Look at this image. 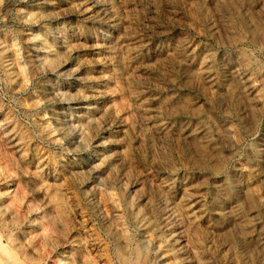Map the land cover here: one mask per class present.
Masks as SVG:
<instances>
[{
	"label": "rangeland",
	"instance_id": "obj_1",
	"mask_svg": "<svg viewBox=\"0 0 264 264\" xmlns=\"http://www.w3.org/2000/svg\"><path fill=\"white\" fill-rule=\"evenodd\" d=\"M61 2L0 0V264H176L161 252L169 231L150 201L157 193L176 198L181 184L199 197L205 220L248 250L247 261L232 245V264H254L256 234L264 233V177L257 176L264 171V0H159L155 13L133 23L134 33L160 36L147 54L153 70L145 91L177 126L162 143L139 128L126 83L98 54L96 28L87 39L77 22L82 50L59 67L64 52L54 53L50 29L63 28L67 52L76 43L69 22L83 15L44 17L60 13ZM204 58L213 89L203 80ZM226 66L243 73L246 95L223 77ZM87 106L101 108L105 121L84 120ZM184 125L205 127L209 146L181 147L174 135ZM241 187L239 213L254 210L262 223L242 219L229 234L220 208ZM176 225L195 247L196 264H226V253L215 255L191 223L180 216Z\"/></svg>",
	"mask_w": 264,
	"mask_h": 264
},
{
	"label": "bare ground",
	"instance_id": "obj_2",
	"mask_svg": "<svg viewBox=\"0 0 264 264\" xmlns=\"http://www.w3.org/2000/svg\"><path fill=\"white\" fill-rule=\"evenodd\" d=\"M157 1H159V0H62L61 6H63L64 8L62 7L63 10L60 13H58V14H52L51 13L50 15L48 14V15H45L44 17H46L47 19H50V20L51 19L53 20L54 17H57V19L63 20L67 17L75 16V14L73 12L76 10L82 11L83 15H81V17H79L78 21H75V22L73 21L74 23L69 22V25L71 23V28H72L71 34H72V37H74V40L76 41V43H74L72 46L67 48V52L62 51V49H64L66 44L68 43L66 41L67 36L62 31L63 28L61 30L57 27V25H54L55 27L50 29V35L53 38L54 42L57 44V48H58V51L54 52V53H56V55H61L62 54L61 52H64L61 55V57H63L62 58L63 62L59 64V67L64 69V66H66V64L68 62L67 60H70L71 56H73L74 54H79L82 50L80 45H78V43H77L82 39V35L80 34L79 25L77 24V22H80L81 27H82V31L84 33L83 36L87 39H89V37H90L91 30L93 28H96L95 29L96 32L94 33L95 37H96L95 40H97L96 49L98 51V54L101 56V60H102L103 64H105L106 66H110L111 68L116 70L115 72H117L119 74L120 78L123 80V82L126 83L127 88H128L127 90L129 91L130 101L132 102L136 112L138 113V115L137 114L136 115H137L139 128H141V129L145 128V129L149 130V133H148L149 137L151 139H154V142L159 143L162 141V139L165 138V136H170L171 133H173V131L175 130L174 128L177 127V126H174V128H173V126L171 125L173 120L171 121L170 117H167V116L163 117V114L160 113L159 110H156L157 108L154 109V107H152V103H154V104L156 103L155 94H149L148 92L145 91L146 88L147 89L150 88L149 83L145 80L147 78H149L148 76L151 73V71L153 70L151 68V66L149 65L150 62L147 63V61H148L147 54H148V52H151V55H152L155 52L156 42H157L156 40H158L160 38V36L157 39H154V38L147 36L146 34H141L138 32L134 33V32H132V28H131L133 23H136L138 21L139 16L141 17L144 11H145V13L147 12V14L150 13V11L152 13H155V11H156L155 5H156ZM142 4H143V6L141 7ZM42 5H44L45 7L48 6L47 3H43ZM84 5L89 7L88 12H85V10H87V9H85ZM44 9L45 8H43V10ZM211 9H213V8H211ZM64 22L65 21H63L61 24H64ZM58 24H59V22H58ZM45 33H43V34H45ZM162 37H165L164 34L162 35ZM48 45H49V43H48ZM159 47H160V45H159ZM52 56H54V55H52ZM49 57H50V54H49ZM155 57H157V55H155ZM179 59H180L179 61H180V64L182 65V67H183V65H184V67L189 65L187 63L188 60L186 57L182 58V56H181ZM208 64H209V60L205 59L204 63H203L202 76L204 78L203 80L210 86L211 89H213L212 87L214 85V80L211 76V71L209 70L210 67L208 66ZM223 65H224V63H223ZM236 72L237 71L231 70L230 68H227V66H226V68L224 67L223 77H225L226 81L229 80V81L236 84L235 87H237V89H238L237 95L238 94H239V96H240V94L246 95L247 90L246 91L244 90V85L246 83L244 84V81L242 80L243 73L237 72L238 75H236V76H238V78H240V80H239V79H236V76H234V74ZM72 76H73V74H72ZM67 78H69V77H67ZM74 80H76V79L74 78ZM242 86H243V89L241 88ZM159 92H161V91H159ZM167 92H171V89H169V88L166 89V93ZM94 97L96 98L97 103L101 104L102 100H100V97H98V96H94ZM87 107H83V109H85L84 113L82 114V118H84V120L92 119L96 123H103V121H105V119H103L104 114H103V111L101 108L93 107V106L92 107L87 106ZM181 125H183V124H181ZM119 127L120 126H116L115 124H113V129L115 130V132H118ZM205 129L206 128L202 127V126H196L195 128H191L189 125H184V126H182L181 131L180 132L178 131L179 133H177V135H174V136L177 137V140L179 141L181 147L184 146L185 148H187V146H189V147L192 145L194 146V144L195 145L196 144L197 145L203 144V145L209 146L210 139L205 137L206 136L205 135V131H206ZM214 139H215V137H214ZM261 154L263 155V158H264V146H262V148H261ZM260 161H262V163H264L263 159H261ZM262 165H264V164H262ZM260 171L263 174L259 173V175H257V176L262 178V177H264V171L263 170H260ZM171 181L168 178H163L161 182L165 186V188L166 187L168 188L170 186H173ZM180 181H182V180H180ZM181 185L183 187H179L180 188L179 189V195H177L176 198H169V197L167 198V196H165L164 194L161 195V194L157 193L156 195L153 196L152 200L150 199L151 200L150 201L151 207L156 206L161 211L162 216H163V221H162L163 227L165 230L169 231L168 238H167L166 242L164 243V245L160 246L161 252L163 253L164 257L170 258L171 256H176L177 257L176 264H196V262H198V261H195V257L193 256L194 255L193 249L195 247L192 246V244L190 242L188 243V240L187 241L185 240L184 231L182 230L181 227H178L176 225L177 224V218L181 216L187 222L191 223L196 228V230H198L199 236L200 237L202 236L203 240L207 244L206 246H208L209 249L211 248L210 250L217 252L215 255L221 256V255H223V253H226V260H225L226 264H229L228 262H230L232 264V262H233L232 256L230 255L231 253H228V251L230 250V247L232 245H236L239 254L242 255V257H243V260L246 259V255H247L246 252L248 250L245 252V249L242 248L243 246H241V242L237 240L236 242L230 244V242L226 239V235L224 233H221V229L214 227L213 225H211L209 223L210 221L208 222V220H205L206 215L204 212V206L201 203V201H199L200 200L199 197H197V196L195 197L192 194L193 192L192 191L190 192V188H186L185 184H181ZM184 185H185V187H184ZM222 186H221V188H222ZM260 188H262L261 191H264V185ZM243 190L244 189L241 187L240 188L241 195L239 198L237 197L238 199L236 198L237 200L234 199L235 202L230 204V201L226 200V203H225L226 205L225 206L223 205L224 208L222 206H221L222 208H220L221 216H223L226 220V224H224L226 226H224V227L227 229L226 231H228L229 234H232L234 232V230L237 229V226H238V224L240 225V222L242 219H245L246 221L251 222L254 225V227H257V228L262 223L260 221V219L257 217L256 211H254V210L248 211L243 216L239 213L240 212L239 205H240V203H242V200H244ZM169 192H171V191H169ZM213 208L215 209V206ZM207 212H208V210H207ZM183 227H187V226L183 225ZM161 228H162V226H161ZM248 237H250V236H248ZM186 239H187V237H186ZM233 240H236V239H233ZM255 240H256L255 247L252 246L255 249L254 250L255 251V254H254L255 258L254 259L256 262L254 264H264V233L258 232L256 234ZM158 241H161V240H158ZM244 241H245V239H244ZM162 243H163V241H162ZM200 246H201V244H200ZM247 246H250V245L247 244ZM140 251H141V249H140ZM218 253H220V254H218ZM207 254H208V252H207ZM252 257H254V256H252ZM212 260H214V259H212ZM249 261H251V260H249ZM174 262H175V260H174ZM211 262H209V264ZM157 263H158V261H157ZM219 263H221V262H219ZM246 264H249V263H246Z\"/></svg>",
	"mask_w": 264,
	"mask_h": 264
}]
</instances>
